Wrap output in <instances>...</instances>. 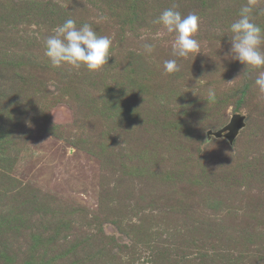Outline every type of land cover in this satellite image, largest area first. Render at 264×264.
I'll return each instance as SVG.
<instances>
[{"label":"rangeland","instance_id":"rangeland-1","mask_svg":"<svg viewBox=\"0 0 264 264\" xmlns=\"http://www.w3.org/2000/svg\"><path fill=\"white\" fill-rule=\"evenodd\" d=\"M246 3L0 0V264H264V93L225 56ZM173 5L199 17L195 58L152 23ZM69 18L112 39L99 71L45 56Z\"/></svg>","mask_w":264,"mask_h":264},{"label":"clouds","instance_id":"clouds-1","mask_svg":"<svg viewBox=\"0 0 264 264\" xmlns=\"http://www.w3.org/2000/svg\"><path fill=\"white\" fill-rule=\"evenodd\" d=\"M258 3L264 0H247L238 12V19L229 25L230 49L225 54L232 60L245 65L244 74H257L254 83L261 93H264V28L254 22L253 11ZM173 5L164 9L159 16L152 20L153 24H160L168 34H174L171 55L187 58L200 51V42L195 38L199 31V17L195 13L182 15ZM45 56L51 66L60 68L70 66L80 69L82 66L89 71H99L107 65L112 56L110 48L112 39L108 36H98L92 25L84 23L77 27L74 19H66L58 25L53 34L44 39ZM155 45L145 43L144 50L151 53ZM164 71L168 74L181 71V65L176 59L164 61ZM217 99L214 88L207 89V103H215Z\"/></svg>","mask_w":264,"mask_h":264},{"label":"water","instance_id":"water-1","mask_svg":"<svg viewBox=\"0 0 264 264\" xmlns=\"http://www.w3.org/2000/svg\"><path fill=\"white\" fill-rule=\"evenodd\" d=\"M244 125V116L240 113H235L231 116L229 122L223 126L218 131L214 132L216 136L222 135L224 132V136L229 140L232 141L238 129Z\"/></svg>","mask_w":264,"mask_h":264}]
</instances>
